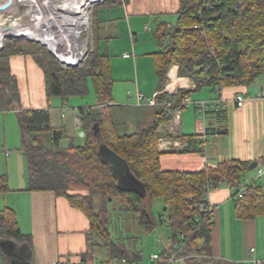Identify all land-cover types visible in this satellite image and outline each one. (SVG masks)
Masks as SVG:
<instances>
[{
  "label": "trees",
  "instance_id": "16d2710c",
  "mask_svg": "<svg viewBox=\"0 0 264 264\" xmlns=\"http://www.w3.org/2000/svg\"><path fill=\"white\" fill-rule=\"evenodd\" d=\"M121 1L103 0L98 5ZM92 26L94 30V20ZM158 29L160 38L167 41L155 63L161 79L159 91L165 88L164 81L173 65L178 66L180 76L192 77L199 89L221 91L250 86L264 75V0H180L175 25L167 29L164 23ZM14 54L35 59L45 75L49 103L53 97H60L64 106L70 97L88 94L90 83L96 95L94 106L77 111L81 131L85 132L83 144H78L66 127L52 125L50 109L19 111L21 146L29 165L31 190L67 196L73 206L82 209L91 221V233L107 248L110 261L126 258L137 264L140 256L135 254L132 261L113 240L108 209H95L97 195L104 201L116 200L124 212L144 216L151 226L149 209H153L155 199H163L165 208L160 220L168 224L172 235L171 245L157 264L181 260L185 264H234L213 256V214L195 207L190 197L199 201L207 185L214 189L226 183L236 190V196L245 191L240 198L258 197L259 211L264 208V193L253 183L240 188L252 163L229 161L192 173L162 170L160 127L171 120L174 111L187 106L184 102L188 92L181 97L161 92L157 105L150 106L155 108L153 120L123 134L121 126L125 123H117L110 111L114 78L107 54L90 51L82 66L65 69L46 47L25 39L11 40L0 55V112L15 110L20 104L17 78L10 66ZM64 139L69 140L67 146H62ZM110 152L126 160L129 174L124 182L130 181L132 187L124 186L115 174L107 156ZM4 190L7 183L0 185V191ZM0 236L26 240L11 209L0 212ZM172 258L176 259L174 263L169 262Z\"/></svg>",
  "mask_w": 264,
  "mask_h": 264
},
{
  "label": "crops",
  "instance_id": "0c3cea01",
  "mask_svg": "<svg viewBox=\"0 0 264 264\" xmlns=\"http://www.w3.org/2000/svg\"><path fill=\"white\" fill-rule=\"evenodd\" d=\"M179 9L180 0H122L119 4L105 2L96 6L93 18L96 49L109 56L114 78L111 104L144 107L137 104L138 92L150 99L175 79L174 94L181 97L180 94L188 92L189 103L174 111L171 120L160 127L162 170L192 173L229 161L257 163L247 171L240 188L250 181L264 193V173L262 177L258 173L259 167L264 168V98L260 97L264 83L259 87L254 82L253 86L221 91L211 87L199 89L192 77L180 76L178 66L173 65L164 81L165 88L159 91L161 79L155 63L164 40L158 28L164 23L167 29L173 27ZM10 66L20 91V104L12 110L17 118L20 110L48 108L51 114L45 75L35 59L14 54ZM239 96L245 98L242 106L236 102ZM203 102L208 105L205 113L198 107ZM62 110L58 111L61 121H65L67 116L63 119ZM51 123L68 131L63 122L54 124L52 114ZM70 131V136L76 133L80 136V129ZM162 142L169 144V150H163ZM68 144V139L62 141V146ZM23 156L12 160L13 154L5 150V157H11L8 171L9 167H16L21 173L7 181V190L0 191L4 195L0 212L14 211L26 240L0 236V241L15 244L12 254L0 245V264H92L95 249L102 244L91 233L89 216L73 206L67 196L31 190L29 165L24 153ZM208 202L213 214V256L234 264H264V208L257 210L259 198H240L225 183L210 190Z\"/></svg>",
  "mask_w": 264,
  "mask_h": 264
},
{
  "label": "rangeland",
  "instance_id": "374dc122",
  "mask_svg": "<svg viewBox=\"0 0 264 264\" xmlns=\"http://www.w3.org/2000/svg\"><path fill=\"white\" fill-rule=\"evenodd\" d=\"M166 43L167 41H164V44ZM96 47L97 45L94 37V30L91 29L88 53L90 51L97 50ZM260 83H264V75L260 76L255 82L258 87L260 86ZM253 84L251 86H253ZM95 104L96 95L92 83L89 84L88 94L84 96L70 97L67 104L64 106L63 100L60 97H53L51 99L50 106L54 124L58 125L63 122L64 125H67L69 132H71L70 130L77 132V128L74 127V124L75 114L78 109L83 107H92ZM109 105L112 106L110 111L113 119L117 123H125V125L121 126L123 134L136 131L138 124L141 122L146 123L149 120H153L148 119L150 115H153L154 117L155 108L153 107H119L114 106L113 104ZM59 108H65L66 111L68 110L65 121H61L60 112L58 111ZM79 129L81 130V127H79ZM74 137H76L78 144H83V138H79L78 133H76ZM5 150H9V152L13 154L14 158H12V160H19L21 156H23V152L21 151V132L15 111H9L7 113L0 112V174H2L0 175V185L4 183L6 184L8 180H13L15 174L21 173L19 169H15L16 167H9L8 171L7 166L8 163L11 165V157H5ZM24 167H26V163H24ZM125 183L126 182L123 181L122 184L127 188L132 187L130 186V181L126 184ZM3 197L4 195L0 193V206H2ZM93 203L96 210L100 209L102 206H105V209H108L111 237L117 242L121 249L128 252L129 258L132 261L135 254L140 256L139 260H137V264H152L151 257L155 254L160 257L155 261L158 263L165 250L171 245V229L167 223L161 222L160 220V218H162L161 213H164L165 208L162 198L154 200L153 209H149V206L147 208L149 209L148 214L151 216L150 218L153 221L152 226L145 222L147 219H145L144 216L141 217L136 212L122 211L120 209V204L116 200H112V198H108L104 201V197L97 195L95 196ZM147 209L145 210L147 211ZM163 218L165 217L163 216ZM96 238L99 239L98 237ZM108 258L106 247H96L92 264H112L114 262H120L119 259L114 258L111 262L107 263ZM176 264H185V262L181 260Z\"/></svg>",
  "mask_w": 264,
  "mask_h": 264
},
{
  "label": "built area",
  "instance_id": "2783aa9c",
  "mask_svg": "<svg viewBox=\"0 0 264 264\" xmlns=\"http://www.w3.org/2000/svg\"><path fill=\"white\" fill-rule=\"evenodd\" d=\"M102 1L0 0V55L11 40L25 39L46 47L65 68L82 66L88 56L93 10ZM172 84L173 81L161 92L175 95L174 88L171 87ZM161 92H156L150 99H146L143 93L138 92L137 104L139 106H155ZM260 97L264 98V87ZM236 102L238 106H242L245 103V98L239 96ZM184 103L188 105V98ZM207 106L204 102L198 105L202 113ZM67 111L65 108L62 110L63 118L67 116ZM75 126L77 129L81 127L79 117H75ZM160 145L163 150H169V144L162 142ZM258 173L262 177L264 168L259 167ZM246 183L252 182L247 181ZM210 187V185L206 186L199 201H196L193 196L190 197L195 207L202 211L212 212L208 202ZM244 194L245 191L242 190L239 197H243ZM159 258L157 254L153 255L151 257L152 264H157L155 261ZM119 261L112 264H131L126 258ZM175 261L174 258L169 260L170 263Z\"/></svg>",
  "mask_w": 264,
  "mask_h": 264
},
{
  "label": "water",
  "instance_id": "95a60500",
  "mask_svg": "<svg viewBox=\"0 0 264 264\" xmlns=\"http://www.w3.org/2000/svg\"><path fill=\"white\" fill-rule=\"evenodd\" d=\"M80 136L84 137L85 132L81 131ZM107 156L113 166V170L115 174L120 177V180L123 183V181H125L126 179L127 174H129V168H128L126 160L122 156L114 152L108 153ZM256 166H257V163H253L250 168L253 169ZM0 245L5 249L8 248V251L10 254H12L13 251L15 250V244L9 240L0 241Z\"/></svg>",
  "mask_w": 264,
  "mask_h": 264
},
{
  "label": "bare ground",
  "instance_id": "6f19581e",
  "mask_svg": "<svg viewBox=\"0 0 264 264\" xmlns=\"http://www.w3.org/2000/svg\"><path fill=\"white\" fill-rule=\"evenodd\" d=\"M92 1H96V0H92ZM174 78H175V76H174ZM175 83H176V81H175V79H174V83L171 85V87H172V86L177 87V86L175 85Z\"/></svg>",
  "mask_w": 264,
  "mask_h": 264
}]
</instances>
